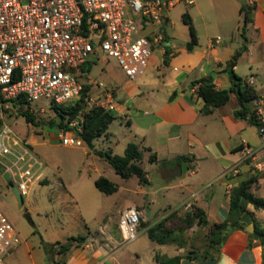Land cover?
Here are the masks:
<instances>
[{"label":"crops","instance_id":"crops-1","mask_svg":"<svg viewBox=\"0 0 264 264\" xmlns=\"http://www.w3.org/2000/svg\"><path fill=\"white\" fill-rule=\"evenodd\" d=\"M242 2L239 6V23L235 29L242 39L232 35L221 37L212 34L208 27L200 33L193 15L190 14L196 29L197 45L189 51L187 44L191 37L181 44L168 31V26L173 25L170 11L162 24L146 26L141 32L143 35L151 37L162 34L163 42L155 47L144 75L135 80L126 77L119 81L126 95L123 104H120L118 88L114 87L116 108L110 112L114 113L115 117L118 113L122 114L131 130V135L122 144L123 154H117L113 147L107 146L108 143L114 144L109 136L101 138L100 146L96 145L97 140H94V148L87 146L88 154L94 155H98L97 151L108 150L113 154L124 155L131 142L150 148L151 151L145 152L142 162L148 184L152 188L158 186L156 191L179 192L182 198L178 206L191 202L194 207H199L205 212L210 224L222 223L228 219L233 188L253 175L258 176V182L253 185L251 191L264 198V143L259 127L251 125L248 120L235 117V111L241 107L235 92L230 94V99L225 105L216 108L211 114H203L201 109L204 102L198 97V87L193 84L201 78L214 76L217 89L234 87L227 65L239 52L233 70L244 84L248 85L249 79L254 78V84L248 86L255 91L258 99L250 102L249 106L252 110H259L264 120V102L257 103L264 101V0ZM243 5L249 10V23L244 35L241 13ZM218 37L221 40H217ZM244 46L246 48L242 50ZM91 71L88 72L87 80L96 82L91 76ZM175 92L177 95L171 99ZM35 141L37 143V139ZM247 147L258 151L257 160L245 158ZM151 154L156 155L153 162L149 160ZM184 163L187 171L183 168ZM145 164H148L149 168ZM253 167L255 170H252ZM153 203H158V199H153ZM128 207L140 206L129 204L118 213L119 216ZM141 207L143 209L139 210L144 215L145 222L156 218L158 211L149 204ZM246 212L252 215L254 223L264 229V210H256L253 205L248 204ZM113 226L114 224L106 222L107 235L98 232L103 237L100 243L90 244L87 236L84 244L78 246L75 243L66 254L56 255L55 260L61 264H112V258L107 254L105 245L122 242L121 232H114ZM250 234L247 224L245 229L232 230L214 258H181L179 262L172 263L176 257L188 253V246H172L167 251L168 258L165 263L264 264V242L252 238ZM20 238L22 242L21 234ZM67 240L47 243H65ZM19 250L18 245L11 257H17ZM155 259L159 260V255H156Z\"/></svg>","mask_w":264,"mask_h":264},{"label":"built area","instance_id":"built-area-1","mask_svg":"<svg viewBox=\"0 0 264 264\" xmlns=\"http://www.w3.org/2000/svg\"><path fill=\"white\" fill-rule=\"evenodd\" d=\"M179 1L0 0V169L5 168L0 179L10 190L17 187L22 197L28 195L44 166L32 144L7 122L17 110L13 102L18 99L28 106L47 98L75 105L82 100L78 111L81 120L94 108L114 110L116 89L87 80L88 72L82 68L90 63V57L99 60L103 56L115 59L129 80L144 75L164 36L149 37L141 32L146 26L166 21ZM185 3L190 5L193 0ZM253 84L254 78H250L248 85ZM85 85L91 90L83 96ZM254 111L261 120L259 133L264 143V120L259 110ZM78 125L61 130L63 145H83ZM245 155L246 159H258V151L249 147ZM179 209L191 212L194 205L188 202ZM143 217L137 207L122 211L118 226L124 242L138 238ZM20 242L16 226L0 207V264H8Z\"/></svg>","mask_w":264,"mask_h":264},{"label":"rangeland","instance_id":"rangeland-1","mask_svg":"<svg viewBox=\"0 0 264 264\" xmlns=\"http://www.w3.org/2000/svg\"><path fill=\"white\" fill-rule=\"evenodd\" d=\"M242 4V0H193L192 4L187 5L185 0H180L170 10L173 25L168 26V31L178 43L183 44L190 40L189 27L182 19V15L189 12L193 15L200 33L208 27L212 34L221 37L232 35L242 39L241 34L235 30L239 23V6ZM89 64L92 65V78L108 88H118L120 104H123L126 95L119 81L126 76L117 61L103 56L99 60L90 57ZM28 107L37 125L29 123L19 108L7 122L19 136L32 144L34 153L44 166L40 172V180L34 183L29 194L23 197L22 205L0 179V207L13 221L22 237L18 256H10L8 264H51L43 241L64 242L72 235H86L90 244L100 243L103 237L98 232L107 235L106 222L114 224V232H120L118 213L129 204L140 206L137 207L140 210L143 209L141 206L149 204L158 214L153 220H142L140 234L136 240L126 243L122 239L121 243L105 245L107 254L112 258V264H162L168 258L167 251L182 242L188 246V252L194 249L200 254L204 253L209 226L201 227L200 223L188 227L186 216L190 212L181 209L177 210L174 217H168L183 206H178L182 198L179 192L156 191L158 186L152 188L149 184H142L137 177L128 180L122 178L99 155L88 154L85 143L80 147L63 145L59 139L61 130H67L71 124L78 122V127L81 130L84 128L85 120L78 118V114L72 121L66 119L68 128L60 130L57 125L51 127V122L59 123L60 118L52 109L50 99L42 98L29 102ZM130 135V126L122 114L118 113L108 132L96 139V145H101L103 136H109L114 144L108 143L107 146L113 147L117 154H123L122 144ZM145 166L149 168L148 164ZM101 176L117 183L118 192L111 195L101 192L95 186V180ZM155 198L158 203H153ZM158 217L161 218L153 223ZM159 222L160 232L156 236L164 238L171 231L170 236L172 235L175 242L169 240V244L161 245L149 238L148 230ZM156 255H159V260L155 259Z\"/></svg>","mask_w":264,"mask_h":264},{"label":"trees","instance_id":"trees-1","mask_svg":"<svg viewBox=\"0 0 264 264\" xmlns=\"http://www.w3.org/2000/svg\"><path fill=\"white\" fill-rule=\"evenodd\" d=\"M241 13L243 15L242 33L244 35L246 26L249 23V10L245 5L241 7ZM182 19L184 23L188 25L190 30L191 41L187 44V49L192 51L197 45L196 29L193 25L189 12L184 13L182 15ZM245 48L246 46H244L242 50H245ZM166 54H168V51ZM238 58L239 52L234 55L231 61L228 62L227 69L232 83L240 87L245 86V90H237L236 87H232L230 89H217L214 83V76H208L196 80L193 84L194 86L198 87V97L204 102L201 112L206 115L211 114L216 108L225 105L230 99V94L235 92L241 106L240 109L235 111V117L238 119L248 120L251 125L260 127L261 120L256 114V111L252 110L249 106L250 102L258 99V96L251 87L242 82V79L233 70ZM167 61L168 60L166 56L165 63H167ZM82 70L90 72L92 70V65L88 63L82 68ZM89 90H91V86L85 85L83 96ZM176 95L177 93L175 92L171 96V99H173ZM81 104L82 100L75 105L57 104L52 102V109L59 116L60 122L54 123V121H52L51 127L57 125L60 130L68 128V125L65 124V120L67 119V121H72L75 119ZM13 106L20 109V112H22V115L29 123L37 125L35 117L28 109V106L23 105V103L18 99L13 102ZM115 119L116 117L114 113L110 111H104L101 108H94L86 115L84 128L82 131L77 132V135L89 148H94V140L104 135V133L107 132L110 124H112ZM146 151H151V149L144 147L141 144L131 142L126 148L124 155L113 154L110 150L97 151V154L107 161L115 170V172L122 178L130 179L131 177H137L140 183L148 184L146 172L142 167V162L144 160ZM149 160L151 162L155 161L156 155L151 154ZM257 182L258 176L253 175L233 188L230 196L228 219L222 223L210 224L205 212L199 207H194L193 211L187 214L186 223L188 227L199 223H201V227L209 226L210 229L206 235V249L204 253L201 254L193 249L184 256L176 257L171 262L177 263L181 258H188L191 260L207 259L210 257L214 258L215 255L219 253L221 246L225 243L232 230L237 228L245 229L246 224L241 222L240 219L246 212L248 204L253 205L256 210H264V198L256 196L251 191V188ZM95 186L101 192L108 195L116 193L119 189L118 184L104 176L99 177L95 181ZM177 210L172 212L168 217H174L175 214H177L176 212H178ZM160 226L161 222L155 224L148 230L150 239L157 241L160 244H166L169 242V240L175 242V239H173L172 235L170 236V234H172L171 231H169L168 235H166L164 238H158L156 236V234L160 232ZM250 236L255 239H260L262 242H264V229L255 222V231L254 233H251ZM86 241V235H78L69 237L65 243L56 242L51 244L43 241V246L47 253L49 262L51 264H61L59 261L55 260L56 255H64L74 246L75 243H77L79 246L84 244ZM179 246L184 247L186 246V243L182 242L179 244Z\"/></svg>","mask_w":264,"mask_h":264},{"label":"water","instance_id":"water-1","mask_svg":"<svg viewBox=\"0 0 264 264\" xmlns=\"http://www.w3.org/2000/svg\"><path fill=\"white\" fill-rule=\"evenodd\" d=\"M234 87H236L237 90H245V86H237V85H234ZM183 168L185 171H187V167H186V163L183 164ZM7 182L9 183L10 182V177L8 174H6L5 176ZM12 192L14 193V195L16 196V198L18 199L19 203L22 205L23 204V197L22 195L20 194L19 190L17 187H14L12 189ZM241 222L247 224V231H249L250 233H254L255 231V223L253 222V218H252V215L248 212L244 213L241 217Z\"/></svg>","mask_w":264,"mask_h":264}]
</instances>
